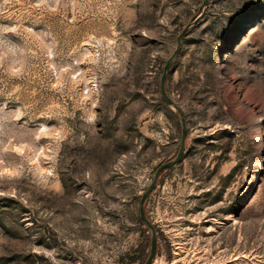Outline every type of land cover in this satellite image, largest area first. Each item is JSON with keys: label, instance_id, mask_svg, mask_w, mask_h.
I'll return each instance as SVG.
<instances>
[{"label": "rangeland", "instance_id": "1", "mask_svg": "<svg viewBox=\"0 0 264 264\" xmlns=\"http://www.w3.org/2000/svg\"><path fill=\"white\" fill-rule=\"evenodd\" d=\"M203 3L0 0V264L145 263L190 22L153 264H264V0Z\"/></svg>", "mask_w": 264, "mask_h": 264}, {"label": "water", "instance_id": "2", "mask_svg": "<svg viewBox=\"0 0 264 264\" xmlns=\"http://www.w3.org/2000/svg\"><path fill=\"white\" fill-rule=\"evenodd\" d=\"M208 3H209V0H204L202 9L207 7ZM191 25H192V22H190L184 28V30L181 32V34L178 36L177 46H176L175 50L172 52V54L170 55V57L168 58L166 65H165V68H164V72H163L162 77H161V93H162L168 107H170L179 117V119L181 121V125H182V133H181L180 147H179L177 155L173 159L162 163L157 168L151 183L149 184L147 189L142 194V197L140 200L139 215H140V218L143 220V222L146 224V226L149 228L150 233H151V247H150L149 255H148L144 264H153L154 263V260L156 258L157 251H158V244H159L157 228H156L155 224L149 219V217L147 216V213H146V204H147L148 198H149L150 194L153 192V190L155 189L161 173L163 171H166V170L172 168L176 164H178L184 158L185 153H186V142H187V136H188L187 121H186V118H185L182 110L177 106V104L174 102V100L168 94L167 88H166V82H167L168 75L171 71L173 62L175 60V57L177 55V52L180 48L181 39Z\"/></svg>", "mask_w": 264, "mask_h": 264}, {"label": "clouds", "instance_id": "3", "mask_svg": "<svg viewBox=\"0 0 264 264\" xmlns=\"http://www.w3.org/2000/svg\"><path fill=\"white\" fill-rule=\"evenodd\" d=\"M17 71H18V69H17ZM20 150L22 151L23 149L21 148ZM4 171H6V172H7V171H11V169H7V168H6V169H4Z\"/></svg>", "mask_w": 264, "mask_h": 264}, {"label": "trees", "instance_id": "4", "mask_svg": "<svg viewBox=\"0 0 264 264\" xmlns=\"http://www.w3.org/2000/svg\"><path fill=\"white\" fill-rule=\"evenodd\" d=\"M142 253H145V250H142Z\"/></svg>", "mask_w": 264, "mask_h": 264}]
</instances>
